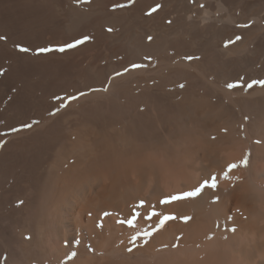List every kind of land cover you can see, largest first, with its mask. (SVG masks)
Returning <instances> with one entry per match:
<instances>
[{"label":"bare ground","instance_id":"6f19581e","mask_svg":"<svg viewBox=\"0 0 264 264\" xmlns=\"http://www.w3.org/2000/svg\"><path fill=\"white\" fill-rule=\"evenodd\" d=\"M0 36V264H264V0H0Z\"/></svg>","mask_w":264,"mask_h":264},{"label":"snow or ice","instance_id":"6c2138e0","mask_svg":"<svg viewBox=\"0 0 264 264\" xmlns=\"http://www.w3.org/2000/svg\"><path fill=\"white\" fill-rule=\"evenodd\" d=\"M85 2H90V0H85ZM124 5H115L114 7H123ZM161 6L160 5H156L154 7L151 8V10L147 13L148 15H152L153 13L157 12L159 10ZM201 8L204 7L203 4L200 5ZM169 23H171V21H169ZM108 31H112L111 28L108 29ZM5 39V37L3 36H0V40H3ZM88 37H84V40H87ZM152 37L149 36L148 37V40L151 41ZM240 37L237 36L236 37V40H239ZM84 40H77L75 42V44H69L67 45V47L69 48H72V47H75L77 44H81L84 42ZM229 43H232V41H229ZM20 51L22 52H27L29 51L27 48H21ZM40 51L42 52H46V51H50V49H40ZM59 51H64V48H60ZM150 59V58H149ZM189 59H191V57H189ZM134 67H138V65H134ZM257 83L256 81H253L251 83H248L247 84V87L248 88H252L253 85ZM260 85L262 87H264V80L262 81H259ZM238 85L237 84H228L227 87L228 88H235L237 87ZM180 87H183V85H180ZM247 167L248 166V159L245 158L243 161H241L240 164H236V163H233V164H229L228 167L225 169L224 173H223V179H228L229 178V173L232 172L233 169H236L238 167ZM218 187V183H217V177L215 175L211 176L210 179H206L204 180L198 187H196L195 189H193L192 191H189V192H186V193H182V194H178V195H173L169 198H167L166 200L163 201V203H170V202H174V201H181V200H184V199H188V198H196L198 197L199 195L202 194V192L208 188V189H212V190H216ZM218 197L214 198L213 202H218ZM141 206H143V202H141ZM138 215V213H137ZM156 215H159L158 213H156L155 211L152 212V216H156ZM149 219H151V216L148 217ZM171 219H174V217L172 216H164L160 222H159V226L157 228V230H159V228L163 227L164 223L167 222L168 220H171ZM185 222H187L188 220H190L191 218L190 217H185L183 218ZM129 225H133L134 226V222L132 220H129L128 221ZM230 231H235V228H232V229H229ZM146 235L148 236H151L152 233H147ZM129 251H131V249H129Z\"/></svg>","mask_w":264,"mask_h":264},{"label":"rangeland","instance_id":"374dc122","mask_svg":"<svg viewBox=\"0 0 264 264\" xmlns=\"http://www.w3.org/2000/svg\"><path fill=\"white\" fill-rule=\"evenodd\" d=\"M255 79H257V78H255ZM254 78H252V79H248L247 80V84L248 83H251V82H253V81H256ZM252 80V81H251ZM251 81V82H250ZM234 84H237L238 86L237 87H235L234 88V92H235V89H237V88H241L242 86H243V82L242 81H234ZM246 84V85H247ZM247 87V86H246ZM248 88V87H247ZM248 89H253V87L252 88H248ZM236 106H234V108H235ZM234 111H236L235 112V114H237L238 113V111H239V109H237V107L234 109ZM228 117H229V115H227V114H225L224 116H223V118L226 120V119H228ZM235 121H237V119H234ZM226 121H228V120H226ZM236 123V125H234V129H236V130H238V131H241L242 129H241V127L242 126H240L241 125V123H239V122H235ZM237 124L239 125V126H237ZM238 128H236V127ZM241 129V130H240ZM245 133V132H244ZM238 134H236V136H237ZM239 136V135H238ZM238 136H237V138H238ZM243 136H245V134H243ZM209 139V140H208ZM206 140H208V141H210L211 140V137H207L206 138Z\"/></svg>","mask_w":264,"mask_h":264}]
</instances>
